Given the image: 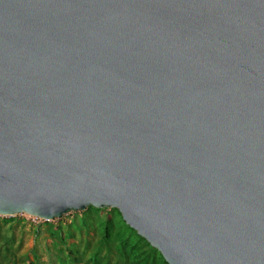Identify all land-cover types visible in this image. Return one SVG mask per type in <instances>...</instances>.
<instances>
[{
    "label": "water",
    "instance_id": "water-1",
    "mask_svg": "<svg viewBox=\"0 0 264 264\" xmlns=\"http://www.w3.org/2000/svg\"><path fill=\"white\" fill-rule=\"evenodd\" d=\"M88 206L264 264V0H0V215Z\"/></svg>",
    "mask_w": 264,
    "mask_h": 264
},
{
    "label": "rangeland",
    "instance_id": "rangeland-1",
    "mask_svg": "<svg viewBox=\"0 0 264 264\" xmlns=\"http://www.w3.org/2000/svg\"><path fill=\"white\" fill-rule=\"evenodd\" d=\"M0 264H169L116 208L0 215Z\"/></svg>",
    "mask_w": 264,
    "mask_h": 264
}]
</instances>
